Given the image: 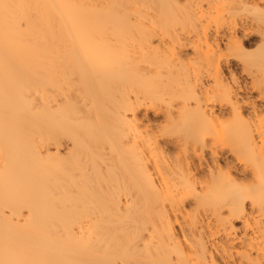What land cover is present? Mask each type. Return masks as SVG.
<instances>
[{"label":"bare ground","instance_id":"1","mask_svg":"<svg viewBox=\"0 0 264 264\" xmlns=\"http://www.w3.org/2000/svg\"><path fill=\"white\" fill-rule=\"evenodd\" d=\"M0 264H264V0H0Z\"/></svg>","mask_w":264,"mask_h":264},{"label":"rangeland","instance_id":"2","mask_svg":"<svg viewBox=\"0 0 264 264\" xmlns=\"http://www.w3.org/2000/svg\"><path fill=\"white\" fill-rule=\"evenodd\" d=\"M256 41H257V36H253V37H250L249 39H245L244 44L246 47H248V49L250 48V50H251V49H255L256 44L258 43V41H257V43H256ZM242 78H243V76L241 77V79Z\"/></svg>","mask_w":264,"mask_h":264}]
</instances>
